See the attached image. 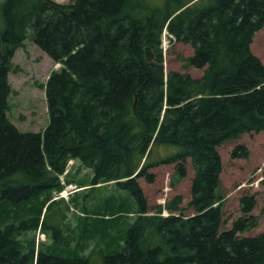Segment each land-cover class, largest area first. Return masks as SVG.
Returning <instances> with one entry per match:
<instances>
[{
    "label": "trees",
    "instance_id": "1",
    "mask_svg": "<svg viewBox=\"0 0 264 264\" xmlns=\"http://www.w3.org/2000/svg\"><path fill=\"white\" fill-rule=\"evenodd\" d=\"M143 1L0 0V264H264V232L237 235L255 216L224 227L217 150L264 130V65L250 47L264 26V0ZM164 29L191 46L184 66L200 76L165 72ZM27 37L61 63L43 84L49 121L38 132L7 115L12 56ZM160 145L171 151L156 156ZM231 154L248 150L237 145ZM73 159L91 171L90 187L113 184L135 209L115 250L68 258L18 237L40 227L63 249L71 244L49 200L61 177L80 182L70 180ZM188 159L192 213H183L180 194L149 205L137 178L151 182L149 168L173 163L175 186ZM40 197L45 210L35 218L8 219ZM253 207V196L240 199L242 213Z\"/></svg>",
    "mask_w": 264,
    "mask_h": 264
},
{
    "label": "rangeland",
    "instance_id": "2",
    "mask_svg": "<svg viewBox=\"0 0 264 264\" xmlns=\"http://www.w3.org/2000/svg\"><path fill=\"white\" fill-rule=\"evenodd\" d=\"M54 1L69 3L72 0ZM144 1L145 5L149 6V3L158 0ZM161 46L166 71H187L193 77L201 75L202 69L184 66V57L192 53L188 43L177 41L163 31ZM250 47L264 65V26L255 32ZM12 62L18 66V70L8 73L12 88L8 96V117L22 131H42L49 121L43 84L50 71L58 69L60 63L52 60L28 37L23 41V45L14 51ZM237 145L246 146L247 157L232 156L231 151ZM217 150L221 159L219 192L223 195L224 227L231 228L235 221L251 215L257 218L256 225L237 232V235L253 236L264 232V173L261 169L264 164V130L244 132L236 139L222 142L217 146ZM170 151L169 146L160 145L155 147L154 154L165 155ZM73 160H69L67 165V169L71 170L70 180L80 182L67 181L65 177H61L62 187L51 191L52 198L49 200V209L58 207L56 210L57 213L60 212L59 221L64 232L73 236L71 244L63 249L51 239L49 231L43 232L40 227L23 231L18 237L26 244L33 245L35 249L45 248L63 253L68 258L84 256L98 247L104 251L115 250L122 242L125 223L132 219L135 209L129 204L125 194L116 190L113 184L103 183L90 187L87 180L91 171L79 161ZM148 171L154 174L153 181H147L143 177H138L137 181L149 205H163L166 200L180 194L183 213H192V208L188 206L193 176L189 159L184 177L175 186L170 185V176L174 172L173 163L157 164ZM246 196L254 198V207L247 214L242 213L240 209V199ZM42 206L40 197L32 208L24 205L13 209L8 214V219L18 221L27 218L29 214L35 218L45 210V206ZM164 212L167 211L163 210ZM93 258L98 260L96 254Z\"/></svg>",
    "mask_w": 264,
    "mask_h": 264
},
{
    "label": "bare ground",
    "instance_id": "3",
    "mask_svg": "<svg viewBox=\"0 0 264 264\" xmlns=\"http://www.w3.org/2000/svg\"><path fill=\"white\" fill-rule=\"evenodd\" d=\"M165 30V29H164ZM167 32V31H166ZM174 38V37H173ZM62 66H63V64H62ZM165 72H167L166 70H165ZM10 73V72H9ZM163 113V112H162ZM8 115V114H7ZM9 118V117H8ZM10 119V118H9ZM36 132H38V131H36ZM165 208V207H164ZM163 208V209H164ZM162 214H164V213H162ZM168 214V213H167Z\"/></svg>",
    "mask_w": 264,
    "mask_h": 264
}]
</instances>
